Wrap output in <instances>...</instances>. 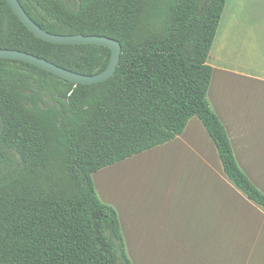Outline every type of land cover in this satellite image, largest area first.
<instances>
[{
  "label": "trees",
  "instance_id": "obj_1",
  "mask_svg": "<svg viewBox=\"0 0 264 264\" xmlns=\"http://www.w3.org/2000/svg\"><path fill=\"white\" fill-rule=\"evenodd\" d=\"M43 31L103 36L111 78L75 85L0 58V264H131L116 211L92 175L180 136L196 117L223 172L264 210L207 102V58L226 0H17ZM0 49L93 76L110 51L36 38L0 0Z\"/></svg>",
  "mask_w": 264,
  "mask_h": 264
},
{
  "label": "crops",
  "instance_id": "obj_2",
  "mask_svg": "<svg viewBox=\"0 0 264 264\" xmlns=\"http://www.w3.org/2000/svg\"><path fill=\"white\" fill-rule=\"evenodd\" d=\"M262 7L264 0H226L207 58L212 76L206 98L224 127L237 166L264 195ZM157 147L195 163L185 169L182 213L167 222L166 230L150 233L142 227L140 234L135 218L131 249L126 231L132 227L125 225L123 240L134 252L135 264L143 252L146 264H264V210L225 176L200 121L191 118L180 136ZM101 186L97 189L103 194Z\"/></svg>",
  "mask_w": 264,
  "mask_h": 264
},
{
  "label": "rangeland",
  "instance_id": "obj_3",
  "mask_svg": "<svg viewBox=\"0 0 264 264\" xmlns=\"http://www.w3.org/2000/svg\"><path fill=\"white\" fill-rule=\"evenodd\" d=\"M261 14L264 20V7L261 8ZM183 149L181 147L179 150L183 151ZM154 151L156 152L150 154ZM174 153L173 150L169 152L168 148L157 147L130 157L139 158L131 161H128L130 159L128 158L92 175L98 198L102 203L112 207L118 215L121 230L123 229L121 234L126 231L125 225L132 227L129 228L130 230L127 229L128 232L126 231L127 241L132 242L131 249L134 248L135 218L139 219L140 234L142 227H147L145 229L147 232L160 234L166 230L167 222L169 224L174 216L182 213L181 199L185 169L193 165L195 160ZM98 185L100 189L101 185L105 186L104 195L98 191ZM124 243L128 259L131 264H135L134 252L128 248L129 243L126 244L125 239ZM144 256L143 252L140 264H146Z\"/></svg>",
  "mask_w": 264,
  "mask_h": 264
},
{
  "label": "water",
  "instance_id": "obj_4",
  "mask_svg": "<svg viewBox=\"0 0 264 264\" xmlns=\"http://www.w3.org/2000/svg\"><path fill=\"white\" fill-rule=\"evenodd\" d=\"M15 16L19 19L22 25L32 33L36 38L43 40L51 44L59 45H94L101 46L109 49L110 57L107 67L104 71L93 75L84 76L77 74L63 68H60L54 64L47 62L44 59L37 58L30 54L18 52L16 50H3L0 49V58L16 60L28 63L37 68H40L58 78L72 82L75 85H92L103 82L111 78L117 68L119 57L121 53L120 44L110 38L103 36H82V35H69L60 36L49 34L40 29L24 12L17 0H6Z\"/></svg>",
  "mask_w": 264,
  "mask_h": 264
}]
</instances>
